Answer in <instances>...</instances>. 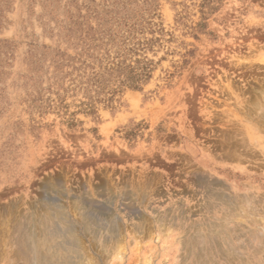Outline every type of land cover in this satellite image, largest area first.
I'll return each mask as SVG.
<instances>
[{"label": "rangeland", "instance_id": "obj_1", "mask_svg": "<svg viewBox=\"0 0 264 264\" xmlns=\"http://www.w3.org/2000/svg\"><path fill=\"white\" fill-rule=\"evenodd\" d=\"M260 102L264 0H0V208L116 226L80 264H264Z\"/></svg>", "mask_w": 264, "mask_h": 264}, {"label": "bare ground", "instance_id": "obj_2", "mask_svg": "<svg viewBox=\"0 0 264 264\" xmlns=\"http://www.w3.org/2000/svg\"><path fill=\"white\" fill-rule=\"evenodd\" d=\"M255 108L264 110V103H254V107L247 110L249 115L254 114ZM260 117H262L260 123L264 126V114ZM234 130L233 133L227 132L223 135L225 137L223 144H217L218 149L225 153L220 155L219 158L238 160L240 159V149L248 148V141L245 138L236 139L237 132L240 131L237 128ZM16 205L13 204L9 208L7 206L0 208V216L5 220L4 223H1L3 219L0 218L2 219L0 220V264L5 263L7 260L13 261L14 264H80L73 261L72 256L83 248L82 236L94 235L95 240L103 239V244H100L103 247L104 254L112 246L111 243L117 242L118 228L115 226L111 229L103 223L98 227V222L88 219L91 217L88 216V213L85 214V218L87 217L88 220L83 221V223H86L80 230L63 206H56L60 210L54 212L46 204L48 207H44L40 211L33 209L32 212L23 213L18 210ZM95 224L97 225V231L94 229ZM3 225H7L9 228L5 227L4 229ZM46 235H49V237L46 238ZM6 246L11 248L5 249ZM67 246H70V250L67 249ZM71 247H75L76 250L71 251Z\"/></svg>", "mask_w": 264, "mask_h": 264}]
</instances>
